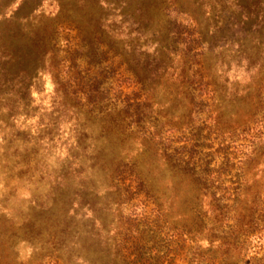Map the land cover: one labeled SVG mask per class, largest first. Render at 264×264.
<instances>
[{"label": "rangeland", "instance_id": "obj_1", "mask_svg": "<svg viewBox=\"0 0 264 264\" xmlns=\"http://www.w3.org/2000/svg\"><path fill=\"white\" fill-rule=\"evenodd\" d=\"M240 28L248 37L236 34ZM190 45L204 55L190 57ZM195 59L213 72L226 123L216 128L207 113L193 115L197 137L211 136L196 152L195 140L184 139L170 153L185 147L186 160L230 170L227 185L242 163L248 183L242 209L212 225L213 192L196 200L190 173L186 224L201 237L203 264H264V0H0V219L15 228V264H103L114 232L128 228L153 246V220L163 221L153 205V168L162 167L158 149L165 146L153 137V113L141 129L123 132L130 122L123 104L149 91L160 121L187 114L179 79ZM148 60L162 63L153 83L138 71ZM236 91L242 96L233 100ZM230 121L251 128L248 136L220 137ZM178 138L164 134L162 141ZM199 205L204 217L196 218ZM256 207L260 221L246 227ZM231 227L236 242L225 234ZM195 247L189 244L186 258Z\"/></svg>", "mask_w": 264, "mask_h": 264}, {"label": "trees", "instance_id": "obj_2", "mask_svg": "<svg viewBox=\"0 0 264 264\" xmlns=\"http://www.w3.org/2000/svg\"><path fill=\"white\" fill-rule=\"evenodd\" d=\"M236 34L241 37H248L249 35L247 30L242 28L237 30ZM190 37L189 44L195 43L196 40L193 36L191 35ZM193 46L194 45L188 46L190 52H194V54L190 57L204 55L203 52H200L199 55L196 54ZM209 47L211 48V45H209ZM160 65H162V63H158L153 67V61L150 62L148 60L144 63V65L138 68V71L139 73L147 75L146 79L149 80L148 83H153V75L160 70ZM250 69L251 66H248L247 70ZM182 73L183 75L188 76L180 78V75H177L180 78L179 80H181L180 84L185 86V90L189 98V103L187 105L185 102L182 103V106L184 107H191L187 114H174L171 116V119L165 118L167 121H160V116L154 113L151 103L148 101L149 91H145V97L143 99H141L142 96L139 97L134 95L133 97L127 96L124 100V112L126 113L125 119H130V122L129 126L124 128L123 132L133 128L141 129L142 127L140 125L146 121L145 115L147 116L151 113H153L155 120L157 121L152 124L154 125L153 137L158 138L160 140L159 143L165 147L159 146L160 148L158 149V153L160 154V165L162 167L156 163V166L153 168V171L157 176L156 181L153 183V205L156 208L158 222L161 217L163 218V221L161 223H157L155 219L153 220L152 247L148 246L149 242H145L142 234H139L138 230L134 231V228L126 229V234L123 236L122 233L125 230L122 232H114V250L108 251V253L112 254V257L108 256L107 262H104L103 264H179L178 260L180 257H183L182 263L180 264H203V259L199 257L204 255L202 252H199V241L201 237L197 235V232L188 228L186 224L188 219V214L186 213L187 196L190 195L187 190V177L190 173L193 176V192L196 200H199L205 191L213 192L211 193V199L213 202L212 208L215 217H213L211 221L212 225L222 221L229 222L228 212L233 210L238 212L242 209L240 198L243 185L248 183L245 177L246 171L244 170L242 163L239 164V173L236 176V180L227 185L225 184L223 177H225L230 170L223 168H211L212 163L207 160L204 161L197 158L186 160L185 151L187 148L185 147H178L170 153L171 147L174 146V144L182 143L184 139H188V141H191L192 139L195 140L193 147L196 152L197 149L200 148L199 140L202 138H209L211 136L210 134L205 137H197L198 131L195 129L196 125L192 121L193 119H191L193 115H199L203 112L207 113L208 118L206 121L211 123L210 126L216 128H220V126L225 125L224 123H226L221 122L220 119L223 117L224 112L223 108L217 101L219 91L213 81L212 70H210V68L207 69L204 62H200L195 59L194 62H191L188 65V68L183 69ZM134 81L137 83H139L138 81L142 82L141 78ZM143 83L146 84V82ZM204 96L209 97L211 102H204ZM237 96L242 95H239L236 91L232 94L231 98L235 100V97ZM174 103V108L179 105L177 100H174ZM147 111H149V113ZM228 117L231 118L233 115ZM228 123H230L229 132L220 136L228 138V140H232L235 133L238 131L247 137L251 130L248 126H238L235 122L230 121ZM188 131L191 132V137L185 138ZM218 131L220 130L216 129L213 133H216L218 136ZM164 134H169L172 138H174L175 135H178L180 138L174 141H168V139L162 141V139L164 140ZM251 138L253 139L254 136L252 135ZM163 142H168V144H164ZM255 153L256 150L251 151L252 155H255ZM261 157H264V152L259 154L258 161ZM163 170H169L170 174H163ZM253 171L257 172L258 168H254ZM253 176L254 178L256 177L255 174ZM157 183L161 185V189L164 190V192H154V190H158L154 188ZM216 183H218L217 189L219 191L214 189ZM217 194H219V197L218 199H215ZM220 203L223 204L222 207H219ZM254 204L255 202H247L248 206ZM251 210L252 213L249 215V220L245 223L246 227L254 226L258 221H260L256 214L258 208L256 207ZM195 211L196 218H200V216L204 217V214L201 213L200 205ZM0 224L4 226V229L0 230V264H15V256L12 254L9 255L10 250L11 253L13 251V243L10 242L9 239L14 240L16 236L15 228L9 222L2 221L1 219ZM161 228H164L165 230H161ZM212 230L218 233L219 228L212 227ZM164 231L167 234H170V237L167 236L164 238L165 240L160 237V233H163ZM225 234H228L229 238L234 242L238 239L232 227L230 231ZM207 241L210 244L214 243V240L212 239H208ZM189 244L196 245L197 247L194 248L195 253H193V256L191 258H186ZM220 244L221 246L227 245L226 249H228V244H226V242H219V245ZM109 259L111 263H108ZM215 263L216 262L213 264Z\"/></svg>", "mask_w": 264, "mask_h": 264}]
</instances>
